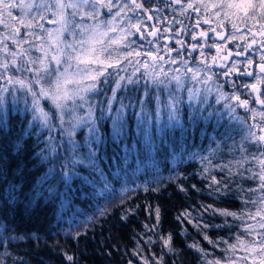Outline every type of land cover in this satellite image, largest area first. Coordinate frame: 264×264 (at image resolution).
I'll list each match as a JSON object with an SVG mask.
<instances>
[{"label": "trees", "instance_id": "obj_1", "mask_svg": "<svg viewBox=\"0 0 264 264\" xmlns=\"http://www.w3.org/2000/svg\"><path fill=\"white\" fill-rule=\"evenodd\" d=\"M141 4L150 14L154 13L151 6L158 10L153 19L160 28L170 24L179 28L180 24L185 42L195 32L194 26L207 33L210 49L196 44V53L187 59L200 76L177 82L162 79L154 84L133 78L117 89L113 88L116 76H108L106 82L101 79L94 94L98 133L93 130L89 135L81 128L71 138L59 134L60 124L59 132L52 133L51 123L45 127L33 120L29 105L33 98L41 100L37 110L50 121L63 120L64 126L70 124L68 112L61 116L46 100L22 87L15 89L17 103L9 94L7 116L0 111V252L7 249V264H144V259L148 264H200L201 260L207 264L232 255L222 256L229 244L237 245L232 257L236 264H251V258L240 259L245 253L238 241H258L261 222L264 224L263 151L253 127L258 121L231 106L230 99L250 95L242 85L256 82L262 54L258 56L259 50L253 47L238 56L244 50L240 37L249 30L233 29L229 21L204 9L198 0H141ZM221 32L228 38L219 37ZM175 39L171 47L177 46ZM217 43L233 52L222 55L225 61L214 70L220 75L199 63L205 51L208 60L212 57ZM251 67L256 75L244 76ZM2 87L13 89L6 80L0 83ZM113 95L108 114V98ZM77 112L87 118L82 106H77ZM154 115L160 119L149 129L146 122ZM98 134L103 136L99 145ZM65 174L73 179L67 185L63 207L59 198L47 203L41 198L35 208H26L37 180L41 186L54 185L63 191ZM216 179L232 185L226 204L214 203L207 195L211 180L215 183ZM202 205L227 207L240 217V229L230 239L222 229L198 234L195 221L185 222L183 227L176 222L177 215L191 220ZM157 208L162 223L153 229ZM207 219L220 222L210 216ZM245 226L252 227L251 235L244 232ZM184 229L187 233L181 237L178 233ZM168 235L173 236L171 252L167 247L162 251ZM203 235L216 241V247ZM69 255L74 257L72 262L67 260Z\"/></svg>", "mask_w": 264, "mask_h": 264}, {"label": "snow or ice", "instance_id": "obj_2", "mask_svg": "<svg viewBox=\"0 0 264 264\" xmlns=\"http://www.w3.org/2000/svg\"><path fill=\"white\" fill-rule=\"evenodd\" d=\"M89 0H83L84 4H87ZM179 3V0H177ZM133 11L136 9H145V4L135 3L133 0ZM106 7L111 8V5H105ZM80 6L73 2V0H0V51H2L6 57H11V61L5 59V61L0 64V68L4 70L9 69V64H11L16 72L19 73H32L31 77L24 76L23 79L12 80L8 79L9 84L18 83L22 88L24 87L21 84V81H32V77L37 75V69L40 68L41 65L46 64L49 67L52 65L59 66L62 58L67 57L68 60H71L72 63L76 64V71L80 73L81 71L88 72L90 71L95 79L86 80L84 87L77 88L72 94V102L73 104L77 99L83 101L88 105L86 117L80 115L78 112L73 110L71 114V122L68 126H64L63 120H51L50 118L40 113L37 110L38 104H40L41 100H37L33 98L32 103L29 105V110L33 111V120L38 119L39 123L47 127L49 123H51L52 133H58L57 124H60L62 127V132H59L60 135L71 138L76 135V133L81 129L87 130V133L91 135L93 130H96L98 133L99 123L96 118V104L98 101L95 98L90 96L91 93H95L100 89L101 79L106 77L112 69L119 70L124 68L125 65H121L119 63L120 59L123 58L127 64L129 61L132 62L133 51L132 48L135 45L136 47H140L137 43V39L132 37H142L144 33L141 31V26L139 23L133 24V28H135V32H125L122 35H117L118 28L114 26V21L119 19V15H115V17L109 20H97V15L93 13H86L85 15L91 16V18L97 21L95 24L86 25L84 23H76L75 16L77 15V9ZM191 8L192 5H189ZM204 9H208L209 7L214 11L215 15L218 18L223 20L232 21V17L235 16L241 22H245L249 19H252L254 15H257V9H259V18L264 20V0H214L211 5L202 4ZM70 9V12H66V10ZM198 9H193L196 11ZM48 13H51L52 19L49 20V23L54 25L52 28H45L44 24L40 21H44L48 19ZM151 19V17H149ZM131 17L128 18L130 22ZM208 23V21H205ZM19 25V27L17 26ZM224 26V25H221ZM233 29H235V23L232 24ZM23 28V32L21 31ZM103 29V31H101ZM215 31V30H213ZM39 32V35L37 34ZM80 33V38L77 39L76 33ZM105 32L107 36L104 38V43L99 44V39L105 36ZM65 33H67L72 39L71 42L68 39H65ZM219 34V33H217ZM150 35L155 36L157 33L155 31L151 32ZM207 33L201 32L200 37L203 38ZM264 35V33H262ZM195 39V37H193ZM228 37H224L227 39ZM8 41H11L13 45H15L19 51H11L8 47ZM29 41H36V43H28ZM96 41L97 46L96 50L92 51L93 44L92 42ZM28 43L27 48H23L22 45ZM179 43V41H177ZM257 42L255 40L252 41L251 44L245 45V50L247 48H251ZM264 43V42H262ZM193 49L196 48V45H192ZM215 48L217 50L222 48V44H215ZM77 50L82 53L80 59H83L85 56H91L93 60H97V63L92 64L89 63L86 67L84 65L76 63V53ZM33 52L41 53L40 56L34 57L32 56ZM127 55H123L124 53ZM136 55H143L141 53H136ZM229 56L232 54L229 53ZM238 55H243V53H238ZM27 59H24V58ZM147 57L152 58L153 53L150 51L147 53ZM22 59L24 63L17 64V60ZM216 58L213 57V60ZM264 60V56L261 57ZM160 60V57L156 56L153 60V63ZM100 61H103L101 63ZM251 63V60L248 61ZM30 64H38L39 67H28ZM137 64H140V61L137 60ZM145 69V71L151 67L147 61L140 65ZM139 68H136L138 71ZM210 70V69H206ZM237 71H239L237 69ZM69 69L67 64L65 66V70L63 75H68ZM228 73H226L227 75ZM135 75V72L133 73ZM244 76L253 77L256 75L253 72H244ZM264 63L259 65V76H257L256 82L242 85L248 87L252 90L253 93L259 92L261 84H264ZM174 79H179V77H173ZM124 77L118 76V81L123 80ZM132 77H128V82L131 83ZM106 82V81H105ZM117 86H119L117 84ZM30 91V90H29ZM8 94L7 96L5 94ZM9 94L11 96V100L13 103H17L18 95L16 94V90L9 89L8 87L0 88V111L6 115V105L8 102ZM57 93L53 92V96ZM39 95V94H38ZM264 95V93H261ZM257 99H260V95H257ZM115 100V95L110 96L108 98V109L107 113H111L112 102ZM239 100V99H237ZM54 107H58L53 104ZM124 105H121V110H123ZM159 111V109H158ZM264 136V135H261ZM259 136V137H261ZM115 138V135H114ZM103 142L102 134H98L96 138L97 145ZM262 169H264V160L260 161ZM73 176L65 174L63 177L65 187L64 190L61 191L59 187L54 185L41 186V181L37 180V183L33 186L32 193L29 194L30 203L26 205V208H35L37 202L43 198L45 203L54 198H59L61 200V207H63L67 201L64 199L66 195H68L69 188L67 185L71 182ZM207 179V177H205ZM262 181V187H264V175L260 177ZM86 183L88 181H85ZM221 182L223 183V187H221ZM214 185V186H213ZM232 185L227 184L226 181H218L213 183L211 180V184L207 191L208 197L212 198L214 203L226 204L227 198L232 195L233 192H230ZM148 188L145 187V191ZM47 193V195H45ZM201 211L197 212L195 216H192L191 220L185 221V218L181 215H177L175 220L177 223L181 224L183 227V223L187 222L189 224L192 221H195V228L197 229V233L207 232L208 230L222 229L225 232L230 234V239L232 238L231 233L235 230L238 231L240 229V217H237L233 211H230L227 207L216 208L212 205H202ZM193 211H196L193 208ZM103 213V212H102ZM155 216L157 223L153 225V229L158 228L162 223L161 220V211L159 208L155 209ZM211 217V220H219V223H212L207 217ZM62 218V217H61ZM93 219V218H90ZM18 227V225H17ZM261 233L259 234L258 241L246 242L243 240L238 241L240 246L242 247L245 255L240 259L244 261H248L251 258V264H264V224H261ZM252 227L245 226L244 232L248 235L252 234ZM187 229H184L182 232L178 233L181 237L186 235ZM67 235H71V233H66ZM79 233H77L78 235ZM36 235V234H35ZM157 236L160 234L157 232ZM31 239V235L28 237ZM38 238V236H37ZM204 240L208 241L213 245V248L216 247L217 242L209 240L208 235H203ZM11 239H16L15 236L11 237ZM173 236L168 235L166 239H163V247H167L168 251H173L172 248ZM149 243H152L151 237H149ZM219 243H225V241L220 240ZM2 247V245H0ZM190 247H195V244ZM200 251H203L201 249ZM237 251L236 244H229L227 248L223 249V253L231 252L232 255L228 256L226 260H222L221 258H217L215 260H208L207 264H236V261L232 258ZM167 253H165L166 255ZM8 257V251L5 249L3 252H0V264H7L6 258ZM67 260L72 262L74 257L72 255L67 256ZM161 261H163V257H161ZM131 264V262H129ZM144 264H148V260L144 259ZM200 264H205L204 260H201Z\"/></svg>", "mask_w": 264, "mask_h": 264}, {"label": "rangeland", "instance_id": "obj_3", "mask_svg": "<svg viewBox=\"0 0 264 264\" xmlns=\"http://www.w3.org/2000/svg\"><path fill=\"white\" fill-rule=\"evenodd\" d=\"M89 0L87 4L83 3V0H73L74 3L78 4L80 7L76 10L77 15L75 16V22L76 23H84L86 25H92L95 24L97 21L93 20L91 16L85 15L86 13H93L94 15H97V20H109L113 17H115L116 13H120L119 19L114 21V26L118 28L117 35H122L125 32H135V28H133V24L139 23L141 26V31L144 33V36L142 37H132L137 39V43L141 45L140 47H136L135 45L132 48L133 51V57L132 62L129 61V64L126 63V61L121 58L119 63L121 65H125L124 68H121L119 70L112 69L111 72L104 78L108 80V76H116L113 84V88L117 89L121 86V84L128 82V77L131 76L132 79L135 78V80H141V81H148L152 84L158 82L159 80L166 79L171 81H180L181 79L185 77H199L200 72L196 67H190L188 65L187 59L191 58L196 53V48L193 49L192 45H200V48H207L210 49L207 46V35H205L203 38L200 37V33L204 32L201 30L200 27L194 26L195 32H192V35H189V39L187 42L182 40V26L178 24L179 28L176 26L174 27L172 24L165 25L160 28L159 23H157V20L153 19V16H157L158 10H156L154 7L151 6L150 11H153V14H150L146 8L145 9H136L133 11V0ZM201 5L202 4H208L211 5V3L214 2V0H198ZM67 2V0H66ZM125 3V4H124ZM135 3L141 4V0H135ZM105 5H111V8L106 7ZM209 9H211L209 7ZM71 10L68 9L66 12H70ZM259 9H257V15H254L252 19H249L245 22H241L237 17L233 16L231 26L233 23H235L237 29H243V27H246L248 32L245 33L244 37L242 38V41L244 42V50L241 52L245 54L249 50H251L253 47H256L259 52L257 53L258 56L262 54L264 56V20L259 18ZM117 13V15H119ZM134 18L133 21H128V18ZM151 17V19H149ZM52 19L51 13H48V19L44 21H40L44 24L45 28H52L54 25L49 23V20ZM165 24H168V19L164 17ZM19 27V25H17ZM168 27V28H167ZM165 29V30H163ZM192 31V29H189ZM2 31V30H0ZM21 31L23 32V28H21ZM103 31V29H101ZM155 31L157 35L152 36L150 35L151 32ZM39 35V32L37 33ZM191 34V33H190ZM225 33L220 34L219 37H224ZM77 39L80 38V33H76ZM178 35V37H177ZM107 36V33L105 32V36L101 37L99 39V44L104 43V38ZM175 37L177 45L176 47H171L172 38ZM195 37V39L193 38ZM65 39H68L71 42V37L65 33ZM255 40L257 43L254 44L251 48H247L245 50L246 44H251L252 41ZM179 41V43H177ZM8 47L11 51H19V49L11 43V41H8ZM28 43H36V41H29ZM28 43L22 45L23 48L28 47ZM93 48L92 51L96 50L97 42L93 41ZM212 57L207 59L208 52L205 51V54H202V56L199 59V63H202L203 65H207L213 69V73L215 75H220V72L214 71L219 69L222 64V62L225 61L223 58V54L230 53L229 50L226 49H215ZM153 53V57L149 58L147 57L148 52ZM136 53H141L143 55H136ZM233 53V52H232ZM231 53V54H232ZM41 53L33 52L32 56L37 57L40 56ZM82 53H80L77 50L76 53V63L84 65L85 67L89 64H95L97 63V60H99V57H97V60H93L91 56H85L83 59H80ZM123 55H127L125 52ZM158 56L160 57V60L153 63L154 58ZM239 56V55H238ZM213 57L216 59L213 60ZM220 58V59H219ZM223 58V59H222ZM5 59L11 61V57H6L5 54L0 51V64H2ZM24 59H27L26 57ZM137 60L140 61V64H137ZM148 62L151 64V67H149L146 71L143 67L140 65L144 64L145 62ZM103 63V61H100ZM24 63V60L18 59L17 64ZM264 63V60L263 62ZM67 64V67L69 69L68 75H63L65 66ZM28 67H39L38 64H30ZM136 68H139L138 71H136ZM254 68L251 67V72ZM256 70L259 73V67L256 68ZM135 72V75L133 73ZM32 73H19L16 72L15 68L9 64V69L4 70L0 68V83L2 81H8L9 78L12 80L17 79H23L24 76L31 77ZM123 76V80L118 81V76ZM224 76V75H223ZM259 76V74H257ZM20 77V78H19ZM173 77H179V79H174ZM222 78V77H221ZM262 79L264 77H261ZM95 79V76L90 72L81 71L80 73H77L76 71V64L72 63L71 60H68L67 57L62 58L59 66H56L55 64L49 67L46 64H43L40 66V68L37 69V75H34L32 77V81H21V84L24 85V89L30 90L32 96L36 95L37 97L46 100L49 104V107L55 108L61 116L64 114H67L65 112H68L67 114L69 117L67 118L69 123L71 122V114L73 110L77 112V106H82L84 109V114L86 115L87 107L88 105L84 103L83 101H80L79 99L76 100V102L73 104L72 102V94L77 88H81L86 86L85 81L86 80H92ZM207 80V79H206ZM208 81V80H207ZM209 84H211L210 81H208ZM8 83V82H7ZM9 84V83H8ZM117 84L119 86H117ZM14 89H17L21 87L18 83L9 84ZM212 87L217 88L212 84ZM263 87V84H261L259 92L253 93L250 88L247 87L248 92H250V95L248 96H234L230 100V105L234 104L236 109L241 110L247 116L249 119L257 120V124L253 125L259 142L262 147L263 151V159H264V97L260 99H257V95L261 94V88ZM218 89V88H217ZM219 92L221 91L220 88L218 89ZM53 92H56L57 94L53 96ZM39 94V95H38ZM95 93H91L90 96L94 98ZM239 99V100H237ZM57 105L58 107H54V105ZM54 111V110H53ZM252 114H254V117ZM66 115V116H67ZM141 116H139L138 121L140 122ZM159 117L154 115L153 118H151L149 121L146 122L147 126H149V129L158 123ZM157 128V126H155ZM261 136V137H259ZM263 175H264V169H263ZM261 189L264 194V187H262V181H261ZM261 224H263L261 222ZM262 231V229H261ZM260 231V232H261ZM259 233V231H258Z\"/></svg>", "mask_w": 264, "mask_h": 264}]
</instances>
